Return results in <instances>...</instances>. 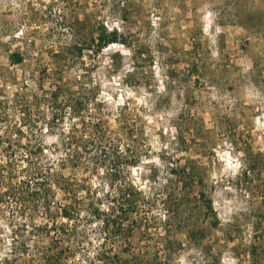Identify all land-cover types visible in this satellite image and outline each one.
I'll use <instances>...</instances> for the list:
<instances>
[{
	"label": "rangeland",
	"instance_id": "obj_1",
	"mask_svg": "<svg viewBox=\"0 0 264 264\" xmlns=\"http://www.w3.org/2000/svg\"><path fill=\"white\" fill-rule=\"evenodd\" d=\"M0 142V264H264V0H0Z\"/></svg>",
	"mask_w": 264,
	"mask_h": 264
},
{
	"label": "trees",
	"instance_id": "obj_2",
	"mask_svg": "<svg viewBox=\"0 0 264 264\" xmlns=\"http://www.w3.org/2000/svg\"><path fill=\"white\" fill-rule=\"evenodd\" d=\"M110 37L111 38L104 37L103 35L99 36L95 44V51L101 52L102 49H104L108 45L116 43L115 35H112ZM12 59L14 61V64H18L21 62V57L18 54L13 55ZM7 144H8V148L9 146H12L11 141L7 142ZM41 150L42 149L40 145L35 150V154L37 153L41 154ZM5 155H7L9 160L7 161L5 160L6 162L4 164V167L8 171L7 174L10 180H7L5 182L6 189L4 192H2V194H0L1 196L0 202H2L5 198L22 202L21 201L22 197L25 196L27 198L30 197V200L32 203L43 202L45 206L47 207L46 210H48V207L52 199V198L50 199L49 197L51 193L50 185H52L51 178L55 179L56 175L54 174L53 176V174L49 170L42 171L37 165V163L33 164L32 162H29L32 164V168L29 169V171L25 173L24 178L19 183L14 184L12 178L15 177L14 176L15 175V172H14L15 161L10 159L11 157L8 156L7 152H5ZM63 182L64 181H62V190L66 192L70 202L69 204L64 205L63 208H60L59 213L63 220L71 221L73 220L72 217L74 216L73 212L76 213L75 215H78V212L74 211V208H73V206L75 207L78 205V193L76 192L75 188H72L71 184H64ZM56 183L58 185L60 182L57 181ZM23 202H24V198H23ZM129 203H132V202H129ZM103 222H104L103 225L106 228L107 221L103 220L102 223ZM46 231L48 232V229H46ZM31 257H32V260L30 264H57L59 261L60 254H58V252L55 253L53 250L49 249L44 254H41L39 258L34 257V256H31ZM104 264H107V259L105 257H104ZM110 264H112V262Z\"/></svg>",
	"mask_w": 264,
	"mask_h": 264
}]
</instances>
